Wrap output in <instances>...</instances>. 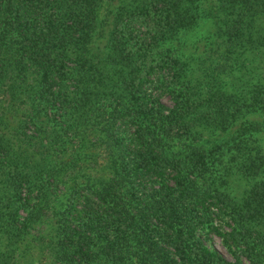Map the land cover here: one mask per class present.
Returning a JSON list of instances; mask_svg holds the SVG:
<instances>
[{"label":"trees","instance_id":"obj_1","mask_svg":"<svg viewBox=\"0 0 264 264\" xmlns=\"http://www.w3.org/2000/svg\"><path fill=\"white\" fill-rule=\"evenodd\" d=\"M0 264H264V0H0Z\"/></svg>","mask_w":264,"mask_h":264},{"label":"rangeland","instance_id":"obj_2","mask_svg":"<svg viewBox=\"0 0 264 264\" xmlns=\"http://www.w3.org/2000/svg\"><path fill=\"white\" fill-rule=\"evenodd\" d=\"M162 100L166 103H169L168 99L164 96H162ZM238 186H239V184H238V182H236L234 189H236ZM204 242L210 247H216L227 258H231L230 253L225 249V247L221 243L219 236H217L213 233H210V237L208 239H205Z\"/></svg>","mask_w":264,"mask_h":264}]
</instances>
